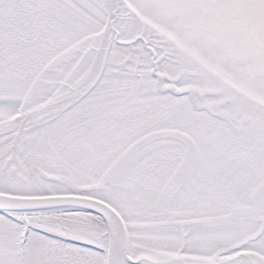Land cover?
<instances>
[{"label": "snow or ice", "instance_id": "6c2138e0", "mask_svg": "<svg viewBox=\"0 0 264 264\" xmlns=\"http://www.w3.org/2000/svg\"><path fill=\"white\" fill-rule=\"evenodd\" d=\"M0 264H264V0H0Z\"/></svg>", "mask_w": 264, "mask_h": 264}]
</instances>
